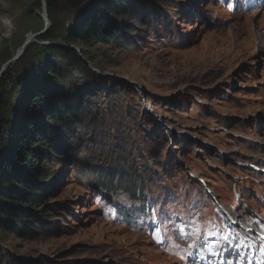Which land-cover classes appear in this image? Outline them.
Listing matches in <instances>:
<instances>
[{
  "label": "rangeland",
  "instance_id": "rangeland-1",
  "mask_svg": "<svg viewBox=\"0 0 264 264\" xmlns=\"http://www.w3.org/2000/svg\"><path fill=\"white\" fill-rule=\"evenodd\" d=\"M130 1L139 22L128 20L125 43L83 46L96 76L81 78L80 98L68 100L84 113L63 134V155L44 166L60 181L50 198L59 213L25 237L0 233V264H193V244L216 249L222 237L213 203L188 173L264 230L232 191L238 183L245 201L264 210L256 195L264 197V176L236 163L264 168V8L252 0L242 8L240 0ZM42 2L0 0V49L7 44L14 56L43 29ZM195 191L200 207L187 212ZM128 197L160 205L154 230L110 217L107 206L147 219L145 205H113Z\"/></svg>",
  "mask_w": 264,
  "mask_h": 264
},
{
  "label": "trees",
  "instance_id": "trees-1",
  "mask_svg": "<svg viewBox=\"0 0 264 264\" xmlns=\"http://www.w3.org/2000/svg\"><path fill=\"white\" fill-rule=\"evenodd\" d=\"M130 2L47 0L50 26L0 77V233L22 238L54 222L60 209L50 198L60 181L44 166L63 155V134L84 113L68 100L80 98L81 78L96 76L83 46L125 43L128 20L138 21ZM1 48L0 70L13 57Z\"/></svg>",
  "mask_w": 264,
  "mask_h": 264
},
{
  "label": "water",
  "instance_id": "water-1",
  "mask_svg": "<svg viewBox=\"0 0 264 264\" xmlns=\"http://www.w3.org/2000/svg\"><path fill=\"white\" fill-rule=\"evenodd\" d=\"M46 1L47 0H43V2H42V9L44 10L45 16H46V18L44 20V27H43V29L40 32H38V33L32 34L28 39H26L25 42L22 44V46L17 50V52L15 53V55L11 59H9L5 64H3V66H2V68L0 70V77L3 75V73L6 70V68L10 64H12L16 60H18L23 55V53L25 51V48L27 47L28 44H30L32 41H34L35 36H38V35L44 33L48 29V27L50 25V22H49L48 15H47V5H46Z\"/></svg>",
  "mask_w": 264,
  "mask_h": 264
},
{
  "label": "bare ground",
  "instance_id": "bare-ground-1",
  "mask_svg": "<svg viewBox=\"0 0 264 264\" xmlns=\"http://www.w3.org/2000/svg\"><path fill=\"white\" fill-rule=\"evenodd\" d=\"M43 17H44V20H45V18H46V16H45V12H44V10H43ZM263 23V22H262ZM31 36V35H30ZM260 170H262V169H260ZM261 228V227H260ZM258 234L260 235V236H263L264 237V234L262 233V232H259L258 231Z\"/></svg>",
  "mask_w": 264,
  "mask_h": 264
}]
</instances>
